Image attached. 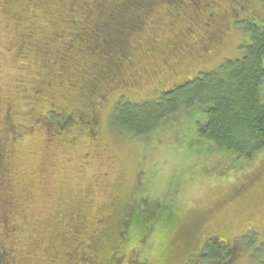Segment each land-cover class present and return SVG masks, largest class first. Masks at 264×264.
I'll list each match as a JSON object with an SVG mask.
<instances>
[{
    "label": "rangeland",
    "instance_id": "1",
    "mask_svg": "<svg viewBox=\"0 0 264 264\" xmlns=\"http://www.w3.org/2000/svg\"><path fill=\"white\" fill-rule=\"evenodd\" d=\"M72 3L0 0V100L13 108L15 122L30 125L25 115L31 107L34 115H44L52 106L66 112L80 110L94 100V94L100 103L94 107L101 125L95 142L81 132L75 139L70 132L48 137L49 141L40 130L6 142L9 177L0 186V196L9 195L17 204L12 225L21 242L19 264H65L69 247L60 238H71L82 229L72 222L66 225L62 214L67 218L77 211L83 221L95 225L112 215L114 203L133 208L141 199L150 205L169 204L178 219L176 240L166 247L172 259L166 264H183L188 252L210 236L230 246L236 237L241 239L244 248L233 264H264V245L260 246L264 244V151L244 164L221 158L206 146L200 148L195 142V128L202 124L197 108L178 114L153 134L118 133L109 127L120 99L150 102L226 60L241 59L249 44V24L264 23V0H247L245 10L240 8L243 0L187 1L174 10L155 0L148 12L137 15L136 30L124 52L118 51L126 57L122 62L113 58L108 74L96 79L100 84L93 87L101 69L97 67V73L87 62L88 55L68 51L64 67L42 61L53 58L60 48L64 51L60 41L79 26L70 23L75 15L64 12ZM28 4L33 7L27 9ZM215 12L213 21L209 14ZM106 16L91 15L94 20ZM29 33H34L32 38L15 56L20 36ZM53 34L62 36L46 45L44 53H48L38 59L32 47L43 46ZM211 35L219 39H210ZM204 46L209 49L203 50ZM38 79H44L46 89L26 103L24 97ZM3 132L0 122V136ZM158 216L145 223L142 238L118 242L112 253L121 257V264H155L160 254L156 251L160 236L153 231ZM83 227L85 236L89 228ZM250 235H256V245L247 243Z\"/></svg>",
    "mask_w": 264,
    "mask_h": 264
},
{
    "label": "trees",
    "instance_id": "2",
    "mask_svg": "<svg viewBox=\"0 0 264 264\" xmlns=\"http://www.w3.org/2000/svg\"><path fill=\"white\" fill-rule=\"evenodd\" d=\"M36 1L40 2V0ZM115 1L73 0L71 6L64 12L75 15L70 23L74 22V25L78 24L79 26L74 30V33L68 35V38H62L60 41L61 45L65 47L64 51L60 48L53 58L49 59L48 57L46 60H42L44 64L48 60L49 64L56 63L64 67L70 57L67 54L68 51L76 49L77 52L91 57V60L87 62H90L92 67H96L97 73L99 72L97 67L101 69L95 75L91 86L93 87L95 82L99 83L96 79L102 80L108 74L112 68L113 58L116 57L118 62H122L126 57L118 55V51L124 52L123 48L128 45L129 36L136 30L137 15L148 12L155 0H122L114 4ZM160 1L174 10L187 1L201 0ZM246 1L243 0V5H241L244 10ZM32 7V4L26 6L27 9ZM215 7L216 5L211 8L209 6L212 10ZM93 14L107 16L100 20H94L91 17ZM216 14L217 12L209 14L211 20L216 19ZM125 15L128 17L127 19H123ZM17 20L15 19V21ZM248 30L249 44L245 46L246 50L241 59L226 60L214 71L201 72L191 80L182 81L170 90L162 92L159 97L150 102L137 104L125 98L120 99L112 109L109 127L118 133L153 134L158 127L175 119L178 114L197 108L202 116V124L195 128V142L199 144L200 148L206 146L221 158L227 157L229 161L243 160L245 164V162L254 159L256 155L264 151V42H261L264 23L261 26L251 23ZM33 34L20 36L19 49H16L15 56L22 53V49L24 50L26 45L24 41L31 39ZM61 36V34H53L52 37L45 40L43 46L32 47L38 59H42L48 53V51L44 53L47 49L46 45ZM82 78L85 76L82 75ZM101 84L103 85V81ZM73 86L74 84H72ZM45 89L44 79H38L37 83L32 86L28 97H24L26 103H30L42 95ZM98 99V96L94 94V100L79 111L88 115L89 112L95 110L98 114V110L94 108L99 104ZM95 100L96 102H94ZM52 108L53 106L44 115H34L33 107L28 108V114L25 116H28L32 123L24 126V124L15 122L16 117H14L15 114L10 104L3 106V102L0 100V122L4 126V132L0 136L1 187L9 177L5 154L7 141L18 140L35 130L42 131L47 138H53L65 135V132L70 129L69 126L63 130L61 128L64 122H67V116L62 115L63 112H66L63 110L64 108L59 106L57 109ZM7 110L9 113L6 112ZM52 111H56V114ZM72 138L76 137L72 136ZM48 140L51 139L48 138ZM201 157L203 158V156ZM114 204L112 215L104 220H96L95 225H90V221H83L84 218L80 214H76L77 211L67 214V218L62 214L66 225L69 226V223L72 222L79 227V230H83V226L89 228L85 236L82 230L72 233V237H68L69 239L61 236L60 240L63 245L69 247L65 253V264H121V257L116 258V255L112 253L113 249L119 246L118 242L122 240L136 236L142 238L146 231L145 223L151 222L154 215H159V218L153 231L158 237L160 236L156 250L160 254L155 264L168 263L172 258L171 252H167L166 247L172 246L176 240V232L179 231L178 219L173 214L171 206L169 204L165 206L150 205L146 199L136 202L133 208L129 205L121 206V204L116 207V203ZM16 205L15 200L9 195L0 196V242L4 243L7 250L14 249V254L11 255L12 259L7 258V261L13 263L16 260V264H19L18 247L21 242L15 238L17 228L12 225ZM67 208L73 207L68 204ZM91 226H94V229ZM249 240L248 244H257L256 235H250ZM161 241L164 243L163 246ZM240 241L241 239L236 237L230 246L216 240L215 236L207 237L200 247L188 252L185 262L182 263L233 264L239 259L244 248ZM183 243V249H188L184 239L180 244ZM262 245L264 244H260V246ZM148 264H152L151 261Z\"/></svg>",
    "mask_w": 264,
    "mask_h": 264
},
{
    "label": "flooded vegetation",
    "instance_id": "3",
    "mask_svg": "<svg viewBox=\"0 0 264 264\" xmlns=\"http://www.w3.org/2000/svg\"><path fill=\"white\" fill-rule=\"evenodd\" d=\"M241 8V7H240ZM244 10V8H241ZM229 29V28H227ZM210 39H219V37H210ZM209 48L208 46H204L203 50L207 51ZM100 104V103H99ZM9 113V110L6 111ZM55 113L56 111H52ZM56 114V113H55ZM60 115V114H59ZM62 115L67 116V122H64V125L61 127L62 130L70 128L65 133L74 132L73 137H76L77 134L84 133L92 142H95L100 135V120L98 119V114L94 111L89 112L88 115L83 114L79 110L71 111V112H63ZM62 132V131H61ZM103 176H106L103 173ZM7 247L4 245L3 242H0V264H16V260L11 262L7 261V258L12 259V254H14V249L10 248L9 250L6 249Z\"/></svg>",
    "mask_w": 264,
    "mask_h": 264
},
{
    "label": "snow or ice",
    "instance_id": "4",
    "mask_svg": "<svg viewBox=\"0 0 264 264\" xmlns=\"http://www.w3.org/2000/svg\"><path fill=\"white\" fill-rule=\"evenodd\" d=\"M261 42H264V33H261Z\"/></svg>",
    "mask_w": 264,
    "mask_h": 264
},
{
    "label": "bare ground",
    "instance_id": "5",
    "mask_svg": "<svg viewBox=\"0 0 264 264\" xmlns=\"http://www.w3.org/2000/svg\"><path fill=\"white\" fill-rule=\"evenodd\" d=\"M68 228V227H67ZM86 228V227H85ZM69 230V229H68ZM76 232V231H75ZM72 237V236H71ZM69 239V238H68ZM67 240V239H66ZM83 240V239H82ZM74 241V240H73ZM79 241V240H78Z\"/></svg>",
    "mask_w": 264,
    "mask_h": 264
}]
</instances>
